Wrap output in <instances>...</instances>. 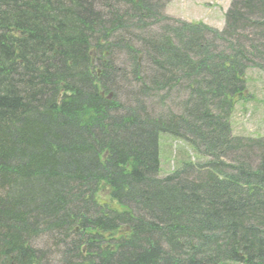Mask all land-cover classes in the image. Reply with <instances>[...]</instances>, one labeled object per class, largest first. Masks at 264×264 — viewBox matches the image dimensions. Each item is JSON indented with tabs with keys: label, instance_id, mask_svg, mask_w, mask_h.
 <instances>
[{
	"label": "trees",
	"instance_id": "trees-1",
	"mask_svg": "<svg viewBox=\"0 0 264 264\" xmlns=\"http://www.w3.org/2000/svg\"><path fill=\"white\" fill-rule=\"evenodd\" d=\"M165 2L0 0V264H264V138L230 127L264 0Z\"/></svg>",
	"mask_w": 264,
	"mask_h": 264
},
{
	"label": "rangeland",
	"instance_id": "rangeland-1",
	"mask_svg": "<svg viewBox=\"0 0 264 264\" xmlns=\"http://www.w3.org/2000/svg\"><path fill=\"white\" fill-rule=\"evenodd\" d=\"M230 3L231 0H166L164 14L176 20L192 24L202 23L219 30L224 26V14ZM164 25L161 24L158 31H154L153 34L161 32ZM145 35L150 37L148 32ZM244 76L245 92L234 103L230 117L231 132L234 136L264 138V69L249 66ZM182 91L184 92V90ZM158 100H152L149 103V108L156 111L158 103L157 107H161L158 113H162L165 109L176 110L185 97L181 96L180 92H174L168 95V100L164 105L160 104ZM167 137V135L159 136V159L162 175L168 174L173 166V153L169 154L167 144L171 141ZM224 264L235 263L226 262Z\"/></svg>",
	"mask_w": 264,
	"mask_h": 264
}]
</instances>
